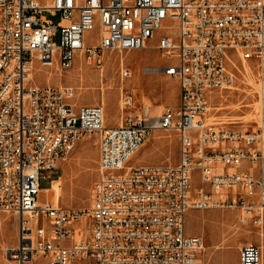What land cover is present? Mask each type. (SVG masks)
Masks as SVG:
<instances>
[{
  "label": "built area",
  "instance_id": "obj_1",
  "mask_svg": "<svg viewBox=\"0 0 264 264\" xmlns=\"http://www.w3.org/2000/svg\"><path fill=\"white\" fill-rule=\"evenodd\" d=\"M152 38L174 58L161 69L180 81L179 102L160 113L137 109L126 89V114L106 125L103 103L78 104L73 85L30 77L36 61L69 69L80 53L100 63L107 49ZM238 55L258 64L256 129L212 117L236 80ZM120 73L131 69L122 63ZM157 128L179 131V160L130 163ZM89 132L100 135L91 203H40L41 170L57 167ZM214 207L264 222V0H0V210L18 217L0 264H196L205 240L186 230V215ZM240 264H263L262 245L242 244Z\"/></svg>",
  "mask_w": 264,
  "mask_h": 264
},
{
  "label": "rangeland",
  "instance_id": "obj_2",
  "mask_svg": "<svg viewBox=\"0 0 264 264\" xmlns=\"http://www.w3.org/2000/svg\"><path fill=\"white\" fill-rule=\"evenodd\" d=\"M47 17L58 22L60 13L45 11ZM99 28L86 35L88 42L96 41ZM59 41V35H56ZM157 38L135 49H107L101 62L88 61L78 53L69 69L35 62L33 81L37 83L70 84L76 89L73 100L80 103H103L106 110V125L121 120L123 109L121 94L129 90L134 96V105L139 109L144 103L153 113H160L165 106L179 102L180 81L176 75L164 72L161 67L174 60L155 46ZM239 66L237 77L230 88L221 91L212 117L241 129H256L260 124L261 109L258 107L261 81L256 60L236 56ZM131 69V75L122 79L121 64ZM112 86V87H111ZM258 102V103H257ZM100 135L89 132L82 136L70 155L52 169L41 170L40 203L54 201L85 207L91 203L92 185L99 173ZM180 158V134L173 128L151 130L147 139L132 157L130 163H175ZM54 178H62L61 192L56 200L55 192L47 191ZM199 180L195 174V182ZM243 210L233 207L191 208L186 215V230L204 237L205 246L196 264H227L226 253L233 262L240 261V247L248 241L260 243L264 234V222L241 221ZM18 217L11 211L0 210V263H5L3 245L17 238ZM223 254V259L221 255Z\"/></svg>",
  "mask_w": 264,
  "mask_h": 264
},
{
  "label": "crops",
  "instance_id": "obj_3",
  "mask_svg": "<svg viewBox=\"0 0 264 264\" xmlns=\"http://www.w3.org/2000/svg\"><path fill=\"white\" fill-rule=\"evenodd\" d=\"M118 123V122H117ZM117 123H115V124H117ZM112 125H114V124H112ZM55 179H60V178H54L53 180H52V184H51V186L50 187H48V189H47V191L49 192L50 190H52L53 192H55V196H56V190H55V188H54V186H53V181L55 180ZM254 224H256V223H254ZM191 233V232H190ZM260 244L262 245V248H263V264H264V234H263V236H262V238L260 239ZM242 246V245H241ZM221 258L223 259L224 257H223V254L221 255ZM226 259H227V264H235L234 262H233V259H232V255H228V253H226ZM238 264H240V261H238Z\"/></svg>",
  "mask_w": 264,
  "mask_h": 264
},
{
  "label": "bare ground",
  "instance_id": "obj_4",
  "mask_svg": "<svg viewBox=\"0 0 264 264\" xmlns=\"http://www.w3.org/2000/svg\"><path fill=\"white\" fill-rule=\"evenodd\" d=\"M246 60V59H245ZM30 77L31 78H34V66L30 72ZM112 87V86H111ZM258 103V102H257ZM258 107L261 109V100L259 101V104H258ZM105 120H106V117H105ZM62 178L60 179H55L53 181V186L56 190V200H58V197L60 196V192H61V183H62Z\"/></svg>",
  "mask_w": 264,
  "mask_h": 264
}]
</instances>
